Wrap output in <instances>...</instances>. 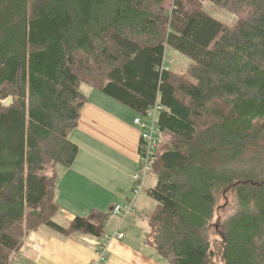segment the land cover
I'll return each mask as SVG.
<instances>
[{"label": "trees", "instance_id": "1", "mask_svg": "<svg viewBox=\"0 0 264 264\" xmlns=\"http://www.w3.org/2000/svg\"><path fill=\"white\" fill-rule=\"evenodd\" d=\"M168 46L193 60L186 74L167 68ZM82 85L138 115L163 108L168 142L147 194L151 245L168 264H264V200L240 191L215 220L222 194L258 182L209 167L264 134V0H0V264L41 227L104 237L101 211L55 221L57 168L79 153L70 133L88 101Z\"/></svg>", "mask_w": 264, "mask_h": 264}, {"label": "crops", "instance_id": "2", "mask_svg": "<svg viewBox=\"0 0 264 264\" xmlns=\"http://www.w3.org/2000/svg\"><path fill=\"white\" fill-rule=\"evenodd\" d=\"M83 91L77 127L70 139L79 147L71 168L58 167L55 221L68 227L92 211L107 214L103 238L82 233L60 234L48 227L32 231L11 264H168L151 245L149 217L157 203L146 194L154 183L134 196L133 175L141 170V134L134 120L138 113L95 88ZM147 183V182H146ZM144 192V193H143ZM133 203V212L114 215L116 206ZM124 235L118 239L114 233ZM106 245L103 258L98 248Z\"/></svg>", "mask_w": 264, "mask_h": 264}, {"label": "rangeland", "instance_id": "3", "mask_svg": "<svg viewBox=\"0 0 264 264\" xmlns=\"http://www.w3.org/2000/svg\"><path fill=\"white\" fill-rule=\"evenodd\" d=\"M204 7L211 16L220 20L224 24L234 26L239 22L238 16L230 13L229 11L214 3L205 2ZM165 62L168 69L173 70L174 72H177L181 75L186 74L194 63L190 57L170 46L166 48ZM81 89L83 91H87L88 88L86 85H82ZM167 142L168 137L161 134L159 146L157 149L152 151L150 155L152 162H155L163 153V147L165 144H167ZM209 167L216 173L222 174L223 176L225 175L224 172H227L228 177L232 174H238V176L243 179L251 178L258 182V185H237V187L231 188L229 192L222 194V197L219 201V206L221 209L215 220H217L219 216L223 215L224 217L236 209L238 203L237 198L240 196V191L243 192L242 195L244 193H250L248 194V197L253 202H258L260 198L264 200V134L261 136L260 140L255 146H249L247 150L242 152V154L237 152V150H232L228 154L215 156L211 160ZM154 180L157 181V176L156 173L152 171L148 174L146 187L149 188L154 183ZM231 182L232 180L226 185H230ZM147 190L145 189L144 191L146 194ZM243 190H245V192ZM61 223L64 225L63 220H61ZM69 225L70 224L67 226Z\"/></svg>", "mask_w": 264, "mask_h": 264}, {"label": "built area", "instance_id": "4", "mask_svg": "<svg viewBox=\"0 0 264 264\" xmlns=\"http://www.w3.org/2000/svg\"><path fill=\"white\" fill-rule=\"evenodd\" d=\"M162 106L159 103H156L149 112L134 120L135 125L141 134V148H140V157L139 162L142 167L141 171L133 175L134 180V196H138L145 188L147 177L150 172L153 171V162L151 161L150 155L151 152L157 149L160 143L161 130L158 124L159 113L162 110ZM133 203L129 202L124 206H116L113 209L114 215H126L130 212H133ZM118 239H123L124 235L116 232L114 234ZM106 245L103 243L98 248L99 258H103Z\"/></svg>", "mask_w": 264, "mask_h": 264}, {"label": "water", "instance_id": "5", "mask_svg": "<svg viewBox=\"0 0 264 264\" xmlns=\"http://www.w3.org/2000/svg\"><path fill=\"white\" fill-rule=\"evenodd\" d=\"M12 103V100L11 99H8L6 102H5V105H10Z\"/></svg>", "mask_w": 264, "mask_h": 264}]
</instances>
